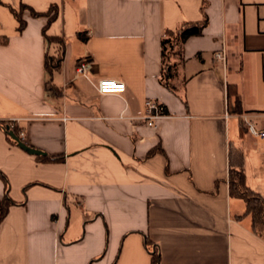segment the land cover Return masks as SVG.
<instances>
[{
  "label": "crops",
  "instance_id": "crops-1",
  "mask_svg": "<svg viewBox=\"0 0 264 264\" xmlns=\"http://www.w3.org/2000/svg\"><path fill=\"white\" fill-rule=\"evenodd\" d=\"M205 15L167 88L162 38ZM103 78L126 91L99 93ZM149 98L169 111L156 127L138 119ZM247 121L264 129V0H0V264H153L154 249L158 264H264L229 182L241 168L264 197Z\"/></svg>",
  "mask_w": 264,
  "mask_h": 264
},
{
  "label": "trees",
  "instance_id": "trees-1",
  "mask_svg": "<svg viewBox=\"0 0 264 264\" xmlns=\"http://www.w3.org/2000/svg\"><path fill=\"white\" fill-rule=\"evenodd\" d=\"M19 18V30L23 31V27L25 26V20L23 17L14 11ZM36 16L41 13H35ZM56 16L55 14L51 15L49 21L54 19ZM208 25V17L205 15L203 20L197 22H185L176 30H168L165 36L162 38V73H161V82L170 89H175V87L171 84L170 80L174 77V65L175 62H171L169 57L171 53H177L176 49L179 48V51L182 49L183 44L192 36L201 35ZM46 38L51 40L47 34L46 30L44 31ZM85 38V37H84ZM168 59V60H167ZM228 94H233L231 90H228ZM234 111L237 113H242V109L240 106L239 99L236 100L234 103ZM244 130V127L242 128ZM9 133L10 138H13L15 141V136L18 137L19 130L17 127H13L11 130H7ZM230 172V185H231V193L233 195H238L246 199L247 201V211L252 216V225H254V229L259 234L264 236V197L261 196L260 193H257L252 188L247 185L245 182V172L241 168H235L231 166ZM13 202L9 199L7 195L0 200V223L3 220L5 214L7 213L9 207L12 205ZM152 249V248H151ZM157 251L154 249L152 250V263L158 264L159 263V256L157 255Z\"/></svg>",
  "mask_w": 264,
  "mask_h": 264
},
{
  "label": "built area",
  "instance_id": "built-area-1",
  "mask_svg": "<svg viewBox=\"0 0 264 264\" xmlns=\"http://www.w3.org/2000/svg\"><path fill=\"white\" fill-rule=\"evenodd\" d=\"M215 57L219 60H222L224 64H226L227 61V52L225 48L224 41L222 42L221 48L215 51ZM91 66L90 61H82V63L78 64L76 67V70L79 74H83L87 76V72L89 71V68ZM98 91L101 94H111V93H124L126 91V83L115 79V78H103L98 81ZM143 114L138 117V119H142L148 126L156 127L158 119H161L163 117L169 116V111H167V108L164 103L159 101L158 99H146L144 104V110ZM14 121H17L15 119H12L10 125H8L6 130H11L14 127ZM248 122V121H247ZM249 123V122H248ZM249 132L254 137H260L264 138V129L258 128L252 123H249ZM25 136V132L21 131L18 135L19 139L23 141V138Z\"/></svg>",
  "mask_w": 264,
  "mask_h": 264
},
{
  "label": "water",
  "instance_id": "water-1",
  "mask_svg": "<svg viewBox=\"0 0 264 264\" xmlns=\"http://www.w3.org/2000/svg\"><path fill=\"white\" fill-rule=\"evenodd\" d=\"M16 141L23 146L24 148L28 147L27 144H24L23 141L21 139H19V137L15 136ZM32 152L35 153H40L41 151L35 150V149H30Z\"/></svg>",
  "mask_w": 264,
  "mask_h": 264
},
{
  "label": "rangeland",
  "instance_id": "rangeland-1",
  "mask_svg": "<svg viewBox=\"0 0 264 264\" xmlns=\"http://www.w3.org/2000/svg\"><path fill=\"white\" fill-rule=\"evenodd\" d=\"M178 49H179V48H177L176 51H178ZM179 58H180V57H179L178 55H176V53H175V54H174V53H173V54L171 53V55H170V57H169V59H170L171 62H176V61L179 60ZM167 60H168V59H167Z\"/></svg>",
  "mask_w": 264,
  "mask_h": 264
}]
</instances>
